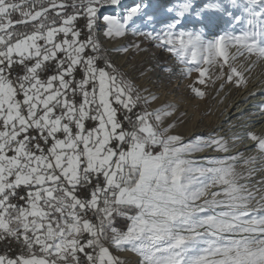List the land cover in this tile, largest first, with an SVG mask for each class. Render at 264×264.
I'll use <instances>...</instances> for the list:
<instances>
[{
	"label": "snow or ice",
	"instance_id": "1",
	"mask_svg": "<svg viewBox=\"0 0 264 264\" xmlns=\"http://www.w3.org/2000/svg\"><path fill=\"white\" fill-rule=\"evenodd\" d=\"M120 3L0 0V241L23 249L0 254V264H125L112 247L135 253L133 264H264V197L256 200L248 183L264 155L207 158L204 166L190 158L229 149L215 136L170 134L171 112L147 110L157 97L141 94L98 33L125 37L137 20L156 18L146 0L122 17L98 18L100 8ZM215 14L243 25L241 33L208 40L176 31L190 17L201 23ZM161 23L132 34L194 65L201 84L209 70L201 63H227L229 47L264 59V0H178ZM228 82L240 86L243 74L231 67ZM248 139L264 154V136ZM117 216L126 230L115 226Z\"/></svg>",
	"mask_w": 264,
	"mask_h": 264
},
{
	"label": "rangeland",
	"instance_id": "2",
	"mask_svg": "<svg viewBox=\"0 0 264 264\" xmlns=\"http://www.w3.org/2000/svg\"><path fill=\"white\" fill-rule=\"evenodd\" d=\"M158 1H161L160 7L162 8L165 4L166 6L170 5L175 0H158ZM204 3H205V0L203 2L202 1L197 2L196 5L202 6ZM114 7L116 6L105 5L102 8H100L98 11V18L102 17L105 12L113 9ZM156 9L158 8L156 7ZM151 14L154 15V13H151ZM165 20L166 19H160L157 21L155 20V22L151 24H148L144 20H137L134 25L129 26L128 32L126 33V36L124 37L126 44H123V47L129 48V52L126 53L128 55L127 58L134 62L135 69H136L135 73L139 74L140 78L144 82V86H145L144 91L147 90L148 93L157 97L156 100H152L155 102V104L153 106L148 105L147 110L153 111L157 108L163 107V108L168 109V111L171 112V116L166 117L165 122H164L165 127L171 126L169 128L170 134L180 135L185 140L195 136V135L184 136L181 133L183 129L180 128V123H181L179 121L180 115L178 116L177 112L172 111L171 106H170V101H169V93L175 94L176 97H180L185 102H188V103L191 102V103L198 105L199 107L202 108V110L199 109V111H202V116L203 117L205 116L207 118L209 117L211 118L214 116V112H215L214 103H221V101H225L229 99V94L227 92L230 89V84L232 86L233 85L236 86L234 87L237 90V92H241L243 90L244 85L246 84L245 82L250 83L251 84L250 86L253 87L254 89H259V87L262 88L259 91L258 90L255 91L254 98L264 93V59L257 58L255 55H251L252 56L251 58V56H249L250 54H248L242 48H239V46L237 50H234L236 49L235 47H229L227 49V57H228L227 63L224 62L223 58H219V57L217 58L218 60V63H216L217 65L215 64L214 66H206V65H203V63H201L200 65L201 67H208L209 69L208 72L205 74V77L203 78L205 82L201 84L199 82V80L201 79V77L199 76V73L195 71H189V69L195 67L194 65L188 64L187 62H181L180 58L176 56L174 53H169L163 48H161L158 41L148 40V39H145V37L143 36L132 34L133 31H136V30H139L141 32H149L155 29L159 31L162 27H164V24L161 23V21H165ZM80 21L83 22L84 20H80ZM141 22H144V24L140 26L139 29L134 28V30H131L132 26H136L137 24ZM211 22H215L213 24L215 26H214V29L212 28V30H209V27H210L209 24ZM98 23H100V19H98ZM242 28H243V25H238L235 22L229 24L227 22L226 17H223L219 14H215V15L205 17L203 22L200 23V25L190 24L188 21L184 28H178L176 29V31H199L204 36L205 39L211 40L216 37V35L218 34L217 31L219 32L223 30V32H230L234 35H239L242 31ZM18 30H23V28L20 27L18 28ZM98 39L101 41V39L99 38V33H98ZM136 43L142 44V50L138 51L136 48L132 47V45ZM101 46L107 50L103 42H101ZM115 64L117 65L116 62ZM221 64H224L223 69H221L220 67ZM117 66L120 68L121 71L127 73L119 65ZM231 67H235L240 73L243 74L244 80L246 79L244 83H242L240 86H237L235 83H231V82L225 83L227 74L230 72ZM222 71L224 73L223 76L221 75ZM127 74H128V78L133 80L134 86L139 88L135 84L133 75H131L130 73H127ZM216 83H217V86H216ZM222 83L224 84L223 87H221ZM194 88L202 91L204 93L203 97H197L193 91ZM141 94L145 95L142 90H141ZM252 97L253 96L247 95L244 98V106H249L246 108H250L251 109L250 111H254L258 113L261 112V114L264 115V108H262V106H264V99L259 100L258 98H256V101L257 100L259 101V103L257 104V103H254L255 101L251 102V100H253ZM141 107H143V105H141ZM252 124H255V122H252L251 124L247 125L244 128H240V130L242 131H241L240 136L238 138L236 137L237 139L235 138L236 135L230 132V129H227L224 131V133L226 132V135L224 137L219 135L220 132L216 133V135L214 134V136L217 138L220 137V139L222 140L224 139L223 141L227 144V146L229 145L228 146L229 151L226 154L236 155L234 154V152H236L240 147H243V148H246L247 151L249 150V152H251L250 157H256L257 160L259 161L261 156L264 154H261L258 151V149L255 146V142L248 139V133L252 131L254 132V134L257 133L258 136H264V127L262 128V125L264 126V123L260 122L258 125H252ZM261 130L262 132H260ZM203 133H200V135H197V136L207 139L213 135V134H210L209 136L207 133L206 134L205 132ZM207 135L209 137H207ZM156 150L158 151L159 148H156ZM216 152H219V151L216 150ZM216 156L219 157V155H214V158ZM240 165H241L240 170H243L242 161ZM257 168L259 170L248 181V183H249L250 188L255 193L257 192V190L259 192L261 191V194H257L255 196L258 198V199L256 198V200H260L261 196L262 197L264 196V191H263L264 183H260L261 180H264V167L260 164H257ZM217 190L218 188L209 189V191H217ZM261 202H264V201H261ZM253 204H255V200L253 201ZM127 224H128V221L125 217L117 216L115 218V226L119 230H125V228L127 227ZM110 251H112L114 255L120 258L119 254L113 248H110Z\"/></svg>",
	"mask_w": 264,
	"mask_h": 264
},
{
	"label": "bare ground",
	"instance_id": "3",
	"mask_svg": "<svg viewBox=\"0 0 264 264\" xmlns=\"http://www.w3.org/2000/svg\"><path fill=\"white\" fill-rule=\"evenodd\" d=\"M199 1L203 2L204 0H195V3L199 2ZM136 2H137V0H121V3H120L119 6H116L113 9L105 12L103 14V16L104 15H114V16H117V17H122V15L124 14L125 9L127 7L133 5ZM146 2L151 5L150 13H154V16H155L156 21H157V20H160V19H166L167 18V9H169L171 7H174L177 4L178 0H175L174 2H172V4L167 5V6L165 4L162 8L160 7L161 1H158V0H146ZM206 2H207V0H205V3ZM156 7L158 9H156ZM100 23L101 24L103 23L102 20H100ZM189 23L190 24H196V25L199 24L200 25V23H194L191 17L189 18ZM214 23L215 22H211L209 24V26H210L209 30H212V28L214 29V26H215V25H213ZM143 24H144V22H141V23L137 24L136 26H132L131 30H134V28L135 29L136 28L139 29L140 26H142ZM217 33L216 34L219 35V34H223L224 32H223V30H221L219 32L217 31ZM99 38L101 39V42H103V44L105 45L107 50L111 52V58L124 71H126L127 73H130L131 75H133L135 84L144 92L145 96H148L149 93L147 92V90L144 91V87L145 86H144L143 80L140 78L139 74L135 73L136 69H135L134 62L127 58L128 55L126 53L112 51L113 47H123V44H126V42L124 40V37L107 38V37H104L102 35V31H100L99 32ZM235 48L236 49H234V50H237L238 46H236ZM249 56H251V55H249ZM251 58H252V56H251ZM243 64H245V63H243ZM217 81H218V79H217ZM245 83L246 84L244 85V88H243V90L241 92H237V90L235 89L236 86L235 85L232 86L230 84V89L227 92L229 94V99L225 100V101H221V103H214V111L215 112H214V116L213 117H211V118L209 117L210 120H209V118H207L205 116L204 117L202 116V111H199V109L202 110V108L199 107L198 105H196L194 103H191V102L190 103L185 102L180 97H176L175 94H170L169 93V101H170L171 109H172L173 112L174 111L177 112L178 116L180 115L179 116V121L181 122L180 123V128L183 129V131L181 133L184 136H191V135L193 136V135H195L194 137H196L197 135H200V133H203V132H205V134L207 133L209 136H210V134H213L212 136H214V134L216 135V133L220 132L219 135L224 137L226 135V132L224 133V131L227 130V129H230V132H232V133H234L236 135L235 138L236 137L238 138L240 136V134H241V131H242V130H240V128H244L247 125L251 124L252 122H255V124H252V125H258L260 122L264 123V115L261 114V112L258 113V112L250 111L251 110L250 108H246V107H249V106H244V98L247 95L253 96L252 97L253 100H251V102L255 101L254 103H257V104L259 103V101L258 100L256 101V98H258L259 100H263L264 99V93L262 95H260L258 97L256 96L254 98L255 91H257V90L259 91L262 88L259 87V89H254L253 87L250 86L251 85L250 83H248V82H245ZM254 83H255V81H254ZM216 86H217V83H216ZM154 104H155L154 101H150V103H149V105H152V106ZM253 106H254V104H253ZM263 127L264 126L262 125V128ZM260 132H262V130ZM252 133H254V132H252ZM255 134L257 135V133H255ZM203 135H204V133H203ZM208 135H207V137H209ZM232 148H234V147H232ZM248 152H249V150L247 151L246 148L240 147L236 152H234V154H236V155H238L240 157L247 158V157L251 156L250 155L251 152H249V153ZM214 155H219V157L221 155V157H223V156L228 155V154L216 152V150L212 149V148H207V149L204 148L200 152H196V153L191 154L190 158L193 159L194 162L197 165L204 166L206 164L207 158L208 157L214 158ZM240 166H238V171L241 169ZM263 187H264V185H263ZM257 194H261V191L259 192L257 190V192L255 193V196ZM125 230H126V228H125ZM112 248L119 254L120 258L125 261V264H133L134 261H138V257L136 256V254H134L132 252H128V251L121 252L120 250L115 249L114 247H112Z\"/></svg>",
	"mask_w": 264,
	"mask_h": 264
},
{
	"label": "built area",
	"instance_id": "4",
	"mask_svg": "<svg viewBox=\"0 0 264 264\" xmlns=\"http://www.w3.org/2000/svg\"><path fill=\"white\" fill-rule=\"evenodd\" d=\"M17 18L19 17L18 16L13 17V19H17ZM84 23L85 21L83 22L79 21V25L81 27L84 25ZM125 127H128V125L125 124ZM22 251H23L22 246L15 241L12 240L0 241V254H5L11 258H14L17 255H20Z\"/></svg>",
	"mask_w": 264,
	"mask_h": 264
},
{
	"label": "trees",
	"instance_id": "5",
	"mask_svg": "<svg viewBox=\"0 0 264 264\" xmlns=\"http://www.w3.org/2000/svg\"><path fill=\"white\" fill-rule=\"evenodd\" d=\"M130 214H132V213H130ZM123 229V228H122Z\"/></svg>",
	"mask_w": 264,
	"mask_h": 264
}]
</instances>
